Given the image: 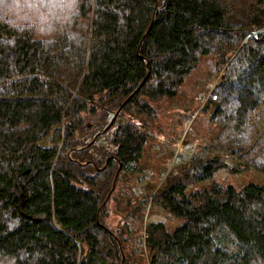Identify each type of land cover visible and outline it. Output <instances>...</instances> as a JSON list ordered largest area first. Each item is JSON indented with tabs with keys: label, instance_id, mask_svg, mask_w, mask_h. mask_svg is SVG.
<instances>
[{
	"label": "trees",
	"instance_id": "16d2710c",
	"mask_svg": "<svg viewBox=\"0 0 264 264\" xmlns=\"http://www.w3.org/2000/svg\"><path fill=\"white\" fill-rule=\"evenodd\" d=\"M57 17L41 35L0 0V264H264V185L184 194L223 153L264 173V0H74ZM210 55L219 134L151 199L185 224L111 231L105 195L149 138L122 117L154 121L148 101L173 99Z\"/></svg>",
	"mask_w": 264,
	"mask_h": 264
},
{
	"label": "rangeland",
	"instance_id": "374dc122",
	"mask_svg": "<svg viewBox=\"0 0 264 264\" xmlns=\"http://www.w3.org/2000/svg\"><path fill=\"white\" fill-rule=\"evenodd\" d=\"M215 64L214 56H203L173 99L148 101L149 106L156 111L154 121L146 120L145 117L132 118L129 114L122 117L121 120L130 121L141 129L142 125L147 123L144 130L149 138L137 163V172L130 175L118 173L114 189L111 191V186L105 195L104 201L111 191L105 203L104 218L107 228L111 231H125L123 227L126 222L139 232L146 223L155 222L162 223L166 232L171 234L185 224L184 217L173 215L151 203V199L168 177L179 174V169L203 147L211 145L219 134L220 128L212 120L213 110L204 109L222 73L218 74ZM89 144L78 146L76 150H83L90 146ZM96 144L106 146L109 152L114 150V146L108 143L107 139L101 138ZM222 162L225 166L211 177L200 181H186L185 196L190 197L195 192L210 190L214 185L224 188L232 186L237 189L248 185H264V173L255 168L243 167L238 158L223 153ZM146 196H149V199L143 207L142 223L132 221L129 216H132L135 210L137 212L133 218L140 216V203Z\"/></svg>",
	"mask_w": 264,
	"mask_h": 264
},
{
	"label": "clouds",
	"instance_id": "9594fccd",
	"mask_svg": "<svg viewBox=\"0 0 264 264\" xmlns=\"http://www.w3.org/2000/svg\"><path fill=\"white\" fill-rule=\"evenodd\" d=\"M74 0H14L15 11L21 21L27 20L36 23L39 20L41 27L38 34H44L43 25L53 18H58L57 13L63 12L65 5L70 7ZM41 7L47 9V13L41 12Z\"/></svg>",
	"mask_w": 264,
	"mask_h": 264
},
{
	"label": "water",
	"instance_id": "95a60500",
	"mask_svg": "<svg viewBox=\"0 0 264 264\" xmlns=\"http://www.w3.org/2000/svg\"><path fill=\"white\" fill-rule=\"evenodd\" d=\"M129 99H130V98L126 99V100L123 102V104L119 107V109L116 111V113H115L114 116L112 117L110 123H109V124L106 126V128L102 131V134H103V133H106V132L112 127V125L115 123V121H116V119H117V117H118V114L120 113V111L122 110V108L126 105V103L129 101ZM99 135H100V134H97V135L95 136L94 140H93L89 145H91V144H92V143L98 138ZM107 163H108V161H106L104 167L107 165ZM87 164H91V163H90V162H87V163H82L81 165H87ZM104 167H103V168H104ZM120 169H121V165L118 166V170L116 171V174H115V176H114V180H113V184H112V189H111V191L114 189L115 181H116V179H117V177H118V173L120 172ZM98 170H101V169H98ZM111 191H110V193H111ZM110 193L108 194V196H107L106 200L104 201V203L102 204V206L105 205L106 201H107L108 198H109ZM110 234H111V233H110ZM111 235H112V234H111ZM121 264H123V260H122V263H121Z\"/></svg>",
	"mask_w": 264,
	"mask_h": 264
}]
</instances>
